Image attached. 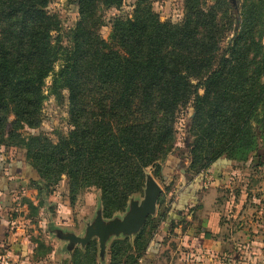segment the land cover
<instances>
[{"label": "trees", "instance_id": "trees-1", "mask_svg": "<svg viewBox=\"0 0 264 264\" xmlns=\"http://www.w3.org/2000/svg\"><path fill=\"white\" fill-rule=\"evenodd\" d=\"M51 1L0 0V147L25 149L39 194L64 178L71 203L77 188L94 186L103 216L120 212L143 189L148 168L164 182L162 164L174 155L184 108L188 171L199 176L252 157L251 166L264 164V0H184L181 23L136 0L131 16L112 18L118 48L99 27L101 12L119 10L123 0H75L77 20L68 29L48 10ZM49 75L50 94L66 100L71 126L55 142L26 134L41 125ZM150 222L131 243L114 240L108 264H137L153 237ZM96 252L90 241L70 264H96Z\"/></svg>", "mask_w": 264, "mask_h": 264}, {"label": "rangeland", "instance_id": "rangeland-1", "mask_svg": "<svg viewBox=\"0 0 264 264\" xmlns=\"http://www.w3.org/2000/svg\"><path fill=\"white\" fill-rule=\"evenodd\" d=\"M74 1L52 0L48 6V10L58 16L64 29L71 27L77 20L78 7ZM135 1L123 0L119 10L111 7L101 12L102 25L99 27V33L113 48L118 47L111 40L112 18L117 14L131 16ZM202 1H205L208 5L213 2V0ZM239 1L242 2L243 0ZM150 4L153 11L161 18L169 19L174 23H181L184 20V0H150ZM225 42L226 39H224L223 44ZM59 66L60 62L57 61L54 65V70L57 71ZM51 77L52 75H49L45 79V86L43 88L46 99L41 109V125L37 129L26 130V134L42 133L55 142L58 134H67L71 126L66 111V100L63 99L60 101L53 94H50ZM63 94L65 95L66 92L64 91ZM189 120L190 108L181 109L175 123V149L172 153L174 154L175 168L182 164L180 168H185L191 177H195L197 174L188 171L190 156L188 152L189 147H186V144H190L192 140V136L187 128ZM252 158H250L251 160L246 165H238L235 162H230L226 166L223 164L218 165V168L215 170H213L214 168L210 169V173L208 174H205L206 172L201 174L205 175L200 179L201 188L198 190L197 195L201 198L208 190H217L218 195L215 203H213V209L218 211L220 220L224 218L227 220L224 233L234 228H238L239 230V225L241 222L243 223L240 219V208L242 205L248 207V210H256L257 206L264 207V164L251 166V162L254 163L255 161ZM0 162L6 163L2 177L8 182V190L10 191L8 194H10L11 198V205L7 214L8 219L5 221L6 229L2 231V234L8 239H15L18 244L20 241L30 244L32 247L30 251L31 255H29L25 264H28V261H31L30 264H70L72 252L75 249L83 251L90 241H95L96 243V264H108V252L111 243L114 240L124 238H127L131 243L140 233L147 219L151 220L150 226H155L154 230L152 229L153 237L149 245L159 238L170 239L172 236H175L173 230L179 225V222L174 219L168 221L167 215L169 211H177L178 204H180L177 200L180 190H182L180 183L181 170L179 167L173 171L172 177L168 182H163L159 177L153 176L152 168L147 169L146 174H150L161 186V193L156 202L155 214L147 217L144 225L137 234L130 237L122 235L111 237L106 244L104 258L101 260L98 254L97 238H92L84 247L76 245L71 251H67L65 248L66 242L59 240L53 232L49 231L50 228H59L63 231L73 232L76 235H82L86 224L91 222L98 208L101 209L103 216V206L96 187L77 188L74 202L71 203L68 183L64 178L52 187L51 192L47 196L43 195V193H38L37 188L32 182V171L28 169L29 163L24 148L1 146ZM9 169L12 172L16 171L17 175H10L8 173ZM26 170L28 171L27 173H25ZM218 172L221 174L220 178L217 175ZM15 178L16 183L14 181ZM143 189L137 195L129 197L123 210L112 214L111 217L103 216V218L107 220L115 216L121 217L125 213L130 199L140 200L142 198ZM253 198L256 199L254 203L252 202ZM27 200H30L31 204L36 206V210L27 208ZM196 206V201L189 202L186 205V211L183 212L182 217L186 218L189 211ZM251 218L252 215H248V219L245 220V225L243 224V226H246V224L250 225V222L253 221ZM184 222L185 220L183 219L182 223ZM247 228L246 231L249 235H252L255 229L257 230L255 227H253L254 230ZM258 231H264V224L258 228ZM20 247L25 248L24 246ZM2 250L4 249L2 248ZM12 250L13 248L8 246L7 249L2 251L0 253V261L2 256L8 252L11 255V263L15 262L18 264L21 256L18 252V254H14ZM141 259L137 264H140Z\"/></svg>", "mask_w": 264, "mask_h": 264}, {"label": "crops", "instance_id": "crops-1", "mask_svg": "<svg viewBox=\"0 0 264 264\" xmlns=\"http://www.w3.org/2000/svg\"><path fill=\"white\" fill-rule=\"evenodd\" d=\"M173 157L174 155H171L170 161L162 164V179L164 182H168L175 169L179 167L181 170L182 190H180L177 199L180 204H178L177 211H169L167 215L168 221L177 220L179 225L173 230L175 236L170 239L159 238L151 243L140 264H264V231H258V228L264 224V207L257 206L256 210H248V207L242 205L240 219L243 223L241 222L239 225V230L234 228L224 233L227 220L225 218L220 220L218 211L213 209V203L218 195L217 190L210 189L206 193L207 195L203 194L201 198L197 195L201 188L200 179L210 172L189 177V174L184 173L185 168H180L179 165L175 168ZM5 165V162H0V253L9 246L13 248L14 254H20L21 258L18 264H25L31 255L30 244L26 242L25 244L23 241L18 244L15 239H8L2 234V231L6 229L5 221L8 219L7 214L11 205L10 194H8L10 192L9 185L2 177ZM217 168L218 165H215L213 170ZM27 172L26 170L25 173ZM8 173L17 175L16 171L12 172L10 169ZM217 175L220 178L219 172ZM14 181L16 183V178ZM254 200L256 199L253 198V203ZM195 201L197 206L189 211L186 218H183L182 214L186 211V205ZM248 215H252L253 221L250 222V225L243 226ZM183 219L184 223H182ZM247 226L252 230L255 227L257 230L255 229L252 235H249L246 231ZM7 254L10 259V253L7 252ZM30 263L31 261H28V264ZM11 264L17 263L12 262Z\"/></svg>", "mask_w": 264, "mask_h": 264}, {"label": "water", "instance_id": "water-1", "mask_svg": "<svg viewBox=\"0 0 264 264\" xmlns=\"http://www.w3.org/2000/svg\"><path fill=\"white\" fill-rule=\"evenodd\" d=\"M234 3V1H232ZM189 144H186L188 147ZM161 193V186L150 175L146 174L143 196L140 200L130 199L125 213L105 220L101 209L96 210L94 218L87 223L82 235H76L70 231H63L59 228H50L59 240L65 241V248L71 251L76 245L84 247L92 238H97L99 258L102 260L105 255L106 244L111 237L133 236L137 234L144 225L149 215L156 212V202Z\"/></svg>", "mask_w": 264, "mask_h": 264}, {"label": "built area", "instance_id": "built-area-1", "mask_svg": "<svg viewBox=\"0 0 264 264\" xmlns=\"http://www.w3.org/2000/svg\"><path fill=\"white\" fill-rule=\"evenodd\" d=\"M9 261H10L9 255L8 254H5L1 258L0 264H9Z\"/></svg>", "mask_w": 264, "mask_h": 264}]
</instances>
